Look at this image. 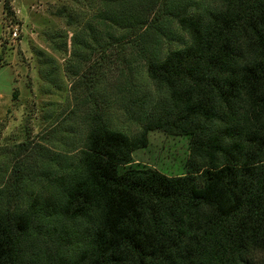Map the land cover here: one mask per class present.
<instances>
[{
  "label": "trees",
  "instance_id": "obj_1",
  "mask_svg": "<svg viewBox=\"0 0 264 264\" xmlns=\"http://www.w3.org/2000/svg\"><path fill=\"white\" fill-rule=\"evenodd\" d=\"M109 1L110 23L133 24L134 10L145 29L166 7L128 0L124 15L122 0ZM173 8L184 45L161 54L140 34L147 75L165 99L143 109L132 137L91 124L46 211L79 228L76 249H41L30 235L39 211L0 207V264H264V0ZM154 129L187 137L184 172L133 161Z\"/></svg>",
  "mask_w": 264,
  "mask_h": 264
},
{
  "label": "rangeland",
  "instance_id": "obj_2",
  "mask_svg": "<svg viewBox=\"0 0 264 264\" xmlns=\"http://www.w3.org/2000/svg\"><path fill=\"white\" fill-rule=\"evenodd\" d=\"M165 1L145 29L134 10L129 23L135 26L110 23L109 0H0V207L38 210L30 235L43 250L63 254L78 246L79 228L46 211L76 170L89 126L100 121L132 137L143 109L166 97L147 75L140 34L164 54L188 41L169 10L204 12L217 4ZM6 2L13 16L5 15ZM147 136L132 152L134 162L167 175L185 171L186 136L159 129Z\"/></svg>",
  "mask_w": 264,
  "mask_h": 264
}]
</instances>
